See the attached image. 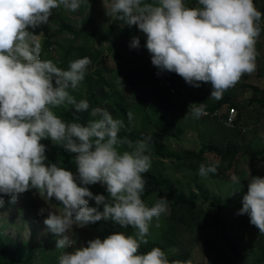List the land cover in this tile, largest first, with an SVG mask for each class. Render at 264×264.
Listing matches in <instances>:
<instances>
[{"label":"clouds","instance_id":"9594fccd","mask_svg":"<svg viewBox=\"0 0 264 264\" xmlns=\"http://www.w3.org/2000/svg\"><path fill=\"white\" fill-rule=\"evenodd\" d=\"M198 3L202 7H188L184 0H111L110 14L145 34L151 63L160 72H174L196 88L210 84V97L219 98L242 75L255 71L262 13L253 0ZM81 4L90 7L88 0H0V194L11 196L10 202L15 203L20 194L36 189L47 200L59 201L62 212L49 210L43 221L60 237L57 249L74 245L64 235L73 226L84 228L111 220L136 229L135 235L114 233L103 241H88L87 247L64 251L59 264H181L170 262L159 247L143 254L139 251L148 243L152 221H159L169 211L165 197L151 207L142 199L143 174L151 167V156L146 153L153 137L121 138L124 121L100 107L91 109L95 119L87 124L66 123L53 112L66 105H73L76 112L89 110V102H77L68 89L84 80L91 60L71 61L67 70L52 60H41V45L33 44L35 35L28 29L47 24L53 9L63 6L76 12ZM130 47L139 48L138 37L132 38ZM117 83L121 86L120 78ZM193 105H199L193 108V115L199 117L204 103ZM44 139L75 154L80 185L101 183L108 197L94 196L87 187L78 186L77 177L63 167L45 165ZM122 148L125 150L120 151ZM217 168L218 164H201L199 174H215ZM232 180L241 186L237 176ZM89 200L103 205V211L89 207ZM44 211L40 209V214ZM237 214H247L250 223L264 233V178L249 179Z\"/></svg>","mask_w":264,"mask_h":264},{"label":"rangeland","instance_id":"374dc122","mask_svg":"<svg viewBox=\"0 0 264 264\" xmlns=\"http://www.w3.org/2000/svg\"><path fill=\"white\" fill-rule=\"evenodd\" d=\"M88 3L90 7L84 5L87 7L85 11L71 12L61 6V14L74 29H80L84 24L88 26L91 24L106 32L113 26L111 37L107 41L84 36L75 39L70 32L60 31L57 24V9H53L49 22L40 26L41 32L34 34L33 44L44 41L45 29H47L52 36L51 49L48 50L53 52L52 54L55 53L54 48L58 43L66 44L72 40L74 47L72 55L76 59H79L80 51L96 53L88 69L90 72L103 70V78L111 84L108 88L109 93L115 98L121 97L120 105L128 106L127 112L131 114V118L128 115L127 123L134 133H147L173 153L199 152L204 147H215L225 151L228 145L237 146L242 151L264 149L263 0L256 5L257 10L262 13V18L261 33L256 43L258 56L255 71L242 75L241 79L223 92L219 98L210 97L211 85L201 83L199 88L192 86L195 89L196 101H193L184 91L183 96L171 97L163 110L151 102H144L147 90L139 86V68L124 66L126 73L127 70H131L130 80L137 79V81L134 80L136 85L132 88L127 86V83L120 86L115 79L120 77V70L116 68L114 59L120 39L125 37L126 42L131 44L133 37H138L140 40L145 34L135 25L129 27L111 15V0H88ZM184 3L188 7H202L198 0H184ZM118 64L119 62L117 66ZM126 80L129 81V79ZM121 99H124L123 103ZM202 103H204L203 112L199 117L194 116L193 108L199 105L193 104ZM233 108L238 118L233 126H228L227 114ZM159 121L162 123L165 121L170 129L178 131V137L168 138L160 132ZM124 150L120 149V151ZM146 154L151 156V167L148 172L162 175L173 184L177 192L185 196L194 195L195 200L194 211L188 214L164 191L151 193L144 200L145 204L151 207L158 198L165 197L169 201V211L163 214L159 221L155 219L152 221L146 237L148 243L142 245L141 249L148 252L153 247H159L168 258L182 254L186 264H264V233L250 223L247 214H237L242 208L244 188L248 186L249 179L264 178V157L251 160L248 155L240 154L223 160L219 155L206 151L202 160L181 162L171 158L161 159L150 152ZM53 164L72 172L74 177H77L78 186L87 187L94 196L99 195L101 191H106V186L101 183L80 185L75 163ZM201 164L205 166L218 164L217 172L214 176L212 173L201 176L199 174ZM233 175L239 178L241 186L233 182ZM197 186H201L207 195L200 194ZM11 199L0 207V236L5 238L9 246H14L17 252H21L22 258H25L29 264H59L62 252L71 251L73 247H87L88 241L97 238L103 241L109 236L107 232L89 225L84 228L73 226L71 231L65 232L64 235L68 236L74 245L57 249L56 241L60 237L50 232L43 221L47 218L49 210L60 213L62 209L51 199L47 200L46 196L36 189L20 194L15 203H11ZM109 199L111 202V198ZM217 201L221 202L219 210L215 207L218 204ZM88 206L103 211V206L96 205L94 200H89ZM42 208L45 211L40 214ZM218 217L225 225L227 237L236 239L242 259L235 258L222 239L223 229L222 224L216 221ZM157 223L159 227H156ZM119 227V232L126 235L136 233V229L132 227ZM0 264H3L1 259Z\"/></svg>","mask_w":264,"mask_h":264},{"label":"trees","instance_id":"16d2710c","mask_svg":"<svg viewBox=\"0 0 264 264\" xmlns=\"http://www.w3.org/2000/svg\"><path fill=\"white\" fill-rule=\"evenodd\" d=\"M255 6L259 5L260 0H253ZM264 2V0H263ZM87 4H81V7L78 11H85L87 9ZM57 9V24L60 27V31L66 30L70 32L74 36V38H78L84 36L86 38L98 39L101 41H107L112 34V29L103 32L102 30L98 29L95 26H91V24L83 25L80 29H74L71 26V23H67L63 15L61 14L60 7ZM41 27L37 28H30L28 29L33 34L41 32ZM135 29V28H134ZM45 39L44 41H40L39 44L41 45V54L40 57L43 60H52L54 63L57 64L58 67L63 68L64 70L68 69L69 63L71 61L76 60L74 57L73 51V40L68 41L66 44L58 43L54 48L55 53L52 54L48 52L49 48L51 49V34L48 33L47 29H45ZM145 38L144 40H142ZM146 36L142 35V38L139 40V48H131L128 42H126V38L120 39V44L117 50L114 53V59L119 62L118 70H120V77H116L121 79V85L126 84L130 88L135 86V81L130 80L131 77V70H127L125 72L126 65H130L134 68H139L140 77L138 78L139 86H143L146 88V98L144 102H151L155 106H157L160 110L166 108L167 101L172 97L169 92L160 84L164 81H171L175 82V78L168 74L167 71L160 72L156 67H154L151 63V54L148 52L146 48ZM59 47V48H58ZM96 53L92 54L87 51H80L78 54L79 58L89 57L90 60L93 62V57ZM103 70H95L89 71L88 66L85 72L84 80L79 84V86L75 89L69 88L68 91L70 94L76 99V101L80 100H87L90 104V108L88 111L83 112H76L75 107L73 105H66L60 106L58 108H54L53 112L60 117L66 123L78 122L81 124H87L90 119H95L91 117L90 112L91 109L94 107H100L108 112H111L114 119H121L124 121L125 127L121 129L119 136L121 138L127 136L132 141H136L137 139H142L146 136H149L147 133L139 132L134 133L133 130L127 123L128 120V112H127V105H120V98L121 97H113L108 88L111 84L103 78ZM159 72V74H158ZM126 79H129L127 81ZM85 82V83H84ZM183 87L185 94L189 96L193 101L195 99V89L187 83H183L181 85ZM81 94V95H80ZM113 101V102H112ZM121 102H124V99H121ZM108 104V105H107ZM237 107V105H236ZM115 110V112H114ZM158 130L162 132L168 138H177L179 133L178 131H174L167 126V123L164 121L158 122ZM154 143L150 149V153L154 154L156 157L161 159L171 158L176 161L181 162H190L195 160H202L203 155L206 151L213 152L219 155L223 160L228 159L229 157H237L240 154L248 155L251 160H255L258 157H264V149L262 150H245L242 151L240 148L234 145H228L225 151H220L219 149L213 147H204L199 152H181V153H173L170 152L165 148L163 144L157 143L153 139ZM42 144L46 147V160L45 165H50L53 163H58L59 165L75 163L74 157L75 154L66 152L63 147L56 145L54 141L50 139H44L41 141ZM146 184L145 189L142 195L143 201L153 192L157 191H164L167 196H169L172 201L175 202L176 205L182 206V208L188 213L192 214L194 209V195L185 196L181 192H177L171 182H169L166 178L162 175L152 174L150 172L143 174ZM214 176V174H213ZM248 186L244 188V194L247 193ZM197 191L200 194L207 195V192L203 190L201 186H197ZM99 195H104L106 198L108 197V193L106 191H101ZM0 197L3 199V204L6 203L11 196H6L0 194ZM57 206L62 209V205L59 201L55 200V198L51 199ZM110 200V199H109ZM218 204L215 206L216 209H220L221 202L217 201ZM103 206V205H102ZM217 218V222L222 224V239L227 244L230 252L236 258H243L242 253L238 250V246L236 245L237 241L234 237H227V230L224 228V223ZM216 223V222H215ZM94 228L99 230L105 231L108 235L119 233V225L114 223L111 220L107 221H99L96 224H90ZM140 253H146L143 249L140 248ZM23 254L21 252H17L14 246H9L7 241L3 236H0V259L3 264H29L25 258H22ZM171 261H180L181 264H186L184 260V256L182 254L173 256L168 258Z\"/></svg>","mask_w":264,"mask_h":264},{"label":"built area","instance_id":"2783aa9c","mask_svg":"<svg viewBox=\"0 0 264 264\" xmlns=\"http://www.w3.org/2000/svg\"><path fill=\"white\" fill-rule=\"evenodd\" d=\"M169 75L173 76L175 78V82L171 81H164L160 85L163 86L172 97H179L184 95V89L181 87L183 83H186L182 77L177 75L174 72H168ZM237 120V112L233 108L229 111V114H227L226 123L228 126H233L236 123Z\"/></svg>","mask_w":264,"mask_h":264},{"label":"bare ground","instance_id":"6f19581e","mask_svg":"<svg viewBox=\"0 0 264 264\" xmlns=\"http://www.w3.org/2000/svg\"><path fill=\"white\" fill-rule=\"evenodd\" d=\"M65 42H67V41H65ZM59 48V47H58ZM114 78V77H113ZM111 82V81H110ZM85 83V82H84ZM81 95V94H80ZM113 102V101H112ZM108 105V104H107ZM236 108V107H235ZM114 112H115V110H114ZM134 113V112H133ZM238 118V117H237Z\"/></svg>","mask_w":264,"mask_h":264},{"label":"crops","instance_id":"0c3cea01","mask_svg":"<svg viewBox=\"0 0 264 264\" xmlns=\"http://www.w3.org/2000/svg\"><path fill=\"white\" fill-rule=\"evenodd\" d=\"M115 62H116V68L119 69L118 66H117V62H118V61H115Z\"/></svg>","mask_w":264,"mask_h":264}]
</instances>
